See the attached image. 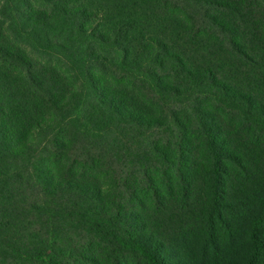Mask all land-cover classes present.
<instances>
[{
  "label": "trees",
  "instance_id": "16d2710c",
  "mask_svg": "<svg viewBox=\"0 0 264 264\" xmlns=\"http://www.w3.org/2000/svg\"><path fill=\"white\" fill-rule=\"evenodd\" d=\"M0 264H264V0H0Z\"/></svg>",
  "mask_w": 264,
  "mask_h": 264
}]
</instances>
